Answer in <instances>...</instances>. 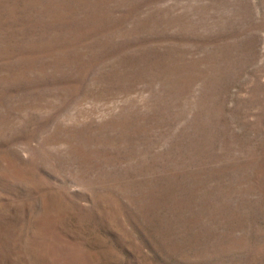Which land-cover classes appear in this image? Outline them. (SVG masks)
<instances>
[{
	"label": "rangeland",
	"instance_id": "1",
	"mask_svg": "<svg viewBox=\"0 0 264 264\" xmlns=\"http://www.w3.org/2000/svg\"><path fill=\"white\" fill-rule=\"evenodd\" d=\"M0 264H264V0H0Z\"/></svg>",
	"mask_w": 264,
	"mask_h": 264
}]
</instances>
